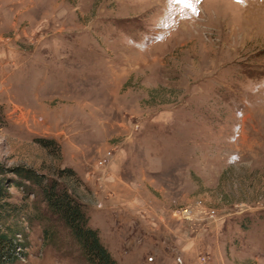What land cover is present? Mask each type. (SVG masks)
<instances>
[{
    "label": "rangeland",
    "instance_id": "1",
    "mask_svg": "<svg viewBox=\"0 0 264 264\" xmlns=\"http://www.w3.org/2000/svg\"><path fill=\"white\" fill-rule=\"evenodd\" d=\"M0 167L15 264H87L16 168L118 264H264V0H0Z\"/></svg>",
    "mask_w": 264,
    "mask_h": 264
},
{
    "label": "trees",
    "instance_id": "2",
    "mask_svg": "<svg viewBox=\"0 0 264 264\" xmlns=\"http://www.w3.org/2000/svg\"><path fill=\"white\" fill-rule=\"evenodd\" d=\"M67 172L74 175L69 170ZM14 173L19 187L23 186L28 193L37 195L49 213L67 228L87 264H118L102 243L99 231L90 227L86 208L68 188L32 170L16 168ZM8 183L7 172L0 167V264H15L23 253V244L18 238L20 233H24L18 221L22 210L10 202Z\"/></svg>",
    "mask_w": 264,
    "mask_h": 264
},
{
    "label": "built area",
    "instance_id": "3",
    "mask_svg": "<svg viewBox=\"0 0 264 264\" xmlns=\"http://www.w3.org/2000/svg\"><path fill=\"white\" fill-rule=\"evenodd\" d=\"M183 214L185 219H189L192 216L193 212L191 209L187 208L183 211Z\"/></svg>",
    "mask_w": 264,
    "mask_h": 264
}]
</instances>
